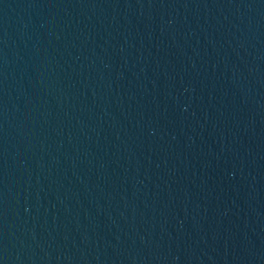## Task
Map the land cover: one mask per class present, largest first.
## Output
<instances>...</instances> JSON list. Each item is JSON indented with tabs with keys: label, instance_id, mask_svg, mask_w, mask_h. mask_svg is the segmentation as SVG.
Masks as SVG:
<instances>
[{
	"label": "water",
	"instance_id": "95a60500",
	"mask_svg": "<svg viewBox=\"0 0 264 264\" xmlns=\"http://www.w3.org/2000/svg\"><path fill=\"white\" fill-rule=\"evenodd\" d=\"M0 264H264V0H0Z\"/></svg>",
	"mask_w": 264,
	"mask_h": 264
}]
</instances>
